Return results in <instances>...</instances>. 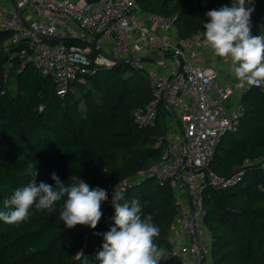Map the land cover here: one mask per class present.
<instances>
[{
    "label": "trees",
    "instance_id": "1",
    "mask_svg": "<svg viewBox=\"0 0 264 264\" xmlns=\"http://www.w3.org/2000/svg\"><path fill=\"white\" fill-rule=\"evenodd\" d=\"M231 2L137 0L142 11L172 19L183 39L204 33L206 12ZM254 8L251 16L264 18V0H254ZM7 36L0 32V210L15 189L32 179L30 164H36L37 184L44 181L55 187L53 172L65 184L77 176L90 189H105L108 198L102 202L103 215L95 229L82 225L68 229L59 220L63 200L53 210L31 209L30 218L19 226L0 221V264H98L95 257L102 250L103 234L114 226L113 191L123 193L121 203L138 200L142 218L153 216L160 229L154 242L167 250L160 264H179L169 255L166 242L175 216L174 190L156 184L148 172L161 157L156 141L167 111L160 107L153 127L140 126L133 119L134 112L151 100L146 69L120 61L95 65L84 84L61 98L52 79L31 64L20 68L15 59L4 76L8 57L1 45ZM62 43L89 46L96 52L85 40ZM77 89H83L86 99L93 91L100 93L101 105L80 115ZM240 104L243 111L236 131L221 137L209 168L226 180L241 174L226 186L203 192L213 264H264V193L259 191L264 185V92L251 88L242 93ZM125 181L126 188L118 190Z\"/></svg>",
    "mask_w": 264,
    "mask_h": 264
},
{
    "label": "built area",
    "instance_id": "2",
    "mask_svg": "<svg viewBox=\"0 0 264 264\" xmlns=\"http://www.w3.org/2000/svg\"><path fill=\"white\" fill-rule=\"evenodd\" d=\"M0 7V32L7 33L1 50L7 54L5 77L15 59L20 68L31 64L42 76L50 77L63 98L77 84H84L95 65H111L117 59L144 68L142 54L157 51L172 59L167 75L146 69L151 100L134 112V122L143 127L156 125L160 107L167 115L156 145L162 149L158 164L150 168L153 181L169 185L175 194V216L166 242L169 255L179 264H213V239L205 223L203 192L226 186L229 179L218 177L209 165L215 148L227 132L236 131L242 115L240 99L232 108L231 99L250 88L264 92V83L238 80L219 84L214 61L203 52H212L203 33L183 39L174 21L142 11L137 0H11ZM251 34H264V18L251 16ZM86 33L110 39L108 51L89 46L67 45L63 40H86ZM172 33L175 38L173 42ZM46 38L57 40L49 42ZM249 164V162H247ZM231 181V182H230ZM123 182L118 190L127 186ZM264 193V185L259 187Z\"/></svg>",
    "mask_w": 264,
    "mask_h": 264
},
{
    "label": "clouds",
    "instance_id": "3",
    "mask_svg": "<svg viewBox=\"0 0 264 264\" xmlns=\"http://www.w3.org/2000/svg\"><path fill=\"white\" fill-rule=\"evenodd\" d=\"M254 10V0H232L230 6L209 10L205 14L209 20L203 25L206 29L203 35L215 57L230 59L229 71L235 78L259 85L264 83V34H251ZM28 172L32 179L3 201L0 221L19 226L30 218L31 209L53 210L63 200L59 220L68 229L77 225L97 227L103 215L102 202L108 198L105 189H90L77 176L71 177L73 183L65 184L55 172L51 174L55 187L44 181L37 184L36 164L34 167L30 164ZM123 199L122 192L113 191L114 226L103 234L102 250L96 254V261L98 264H160L167 250L154 242L160 229L154 224L153 216L142 218L139 201L121 203Z\"/></svg>",
    "mask_w": 264,
    "mask_h": 264
},
{
    "label": "crops",
    "instance_id": "4",
    "mask_svg": "<svg viewBox=\"0 0 264 264\" xmlns=\"http://www.w3.org/2000/svg\"><path fill=\"white\" fill-rule=\"evenodd\" d=\"M12 4L11 0H0V7H10ZM173 42H175L176 36L170 33ZM86 40L95 48L102 50L104 52L108 51L110 46V39L93 36L91 34L86 33ZM197 49L204 53L207 61H214V70L218 73V82L219 84H231L238 81L237 78L234 77L231 71H229L231 61L230 59H224L220 57H215L212 52L205 51L201 47H197ZM142 63L143 67L146 69H154L159 72L161 75L168 74V68L172 65V59L168 57H162L157 51L149 50L142 54ZM239 98L238 95L234 96L231 99L232 102H237L236 99Z\"/></svg>",
    "mask_w": 264,
    "mask_h": 264
},
{
    "label": "rangeland",
    "instance_id": "5",
    "mask_svg": "<svg viewBox=\"0 0 264 264\" xmlns=\"http://www.w3.org/2000/svg\"><path fill=\"white\" fill-rule=\"evenodd\" d=\"M86 93L83 91V89H77L75 90V97L77 98L78 102H79V109H78V113L82 116H86L87 112H90L91 108L93 107V105H101V94L97 93L96 91L92 92V98L91 99H86ZM239 97V96H238ZM240 98H237L236 101L237 102H232V108H236V106L238 105V101ZM91 115V114H89ZM144 176L141 175V177ZM140 178V177H139ZM129 181V180H127ZM212 235V233H211Z\"/></svg>",
    "mask_w": 264,
    "mask_h": 264
},
{
    "label": "water",
    "instance_id": "6",
    "mask_svg": "<svg viewBox=\"0 0 264 264\" xmlns=\"http://www.w3.org/2000/svg\"><path fill=\"white\" fill-rule=\"evenodd\" d=\"M47 41L49 42H56L57 40H54V39H51V38H46ZM117 61H120V62H127L129 60L127 59H117ZM251 89V88H250Z\"/></svg>",
    "mask_w": 264,
    "mask_h": 264
}]
</instances>
